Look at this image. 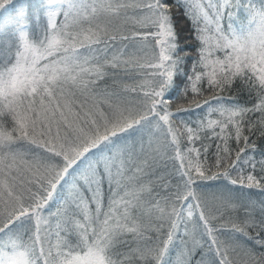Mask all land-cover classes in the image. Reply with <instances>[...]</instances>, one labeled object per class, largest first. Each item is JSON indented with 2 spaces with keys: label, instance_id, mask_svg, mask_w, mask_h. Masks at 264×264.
Returning <instances> with one entry per match:
<instances>
[{
  "label": "snow or ice",
  "instance_id": "snow-or-ice-1",
  "mask_svg": "<svg viewBox=\"0 0 264 264\" xmlns=\"http://www.w3.org/2000/svg\"><path fill=\"white\" fill-rule=\"evenodd\" d=\"M0 264H264V0H0Z\"/></svg>",
  "mask_w": 264,
  "mask_h": 264
},
{
  "label": "trees",
  "instance_id": "trees-1",
  "mask_svg": "<svg viewBox=\"0 0 264 264\" xmlns=\"http://www.w3.org/2000/svg\"><path fill=\"white\" fill-rule=\"evenodd\" d=\"M181 19H182V18H181ZM182 21H183V19H182ZM180 26H183V27H185V28H186V27H187V24H186V22H185V21H183V24H182V25H180V24L178 25V27H180Z\"/></svg>",
  "mask_w": 264,
  "mask_h": 264
},
{
  "label": "rangeland",
  "instance_id": "rangeland-1",
  "mask_svg": "<svg viewBox=\"0 0 264 264\" xmlns=\"http://www.w3.org/2000/svg\"><path fill=\"white\" fill-rule=\"evenodd\" d=\"M183 24V21H182V19L180 18V25H182Z\"/></svg>",
  "mask_w": 264,
  "mask_h": 264
}]
</instances>
